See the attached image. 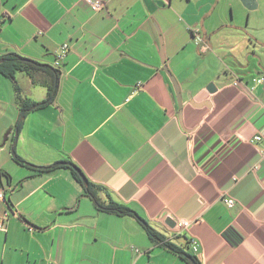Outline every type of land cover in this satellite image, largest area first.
Returning a JSON list of instances; mask_svg holds the SVG:
<instances>
[{
    "label": "crops",
    "instance_id": "obj_1",
    "mask_svg": "<svg viewBox=\"0 0 264 264\" xmlns=\"http://www.w3.org/2000/svg\"><path fill=\"white\" fill-rule=\"evenodd\" d=\"M103 1L0 0V57L60 66L49 102L44 69L0 73V264H192L145 223L198 264H264V0Z\"/></svg>",
    "mask_w": 264,
    "mask_h": 264
},
{
    "label": "trees",
    "instance_id": "obj_2",
    "mask_svg": "<svg viewBox=\"0 0 264 264\" xmlns=\"http://www.w3.org/2000/svg\"><path fill=\"white\" fill-rule=\"evenodd\" d=\"M0 58L3 59V62L0 63V73L13 80L15 79V74L17 71L23 70V71H27L28 73L32 74L33 71L44 69L43 71H45L46 74L49 75V77H51L50 86H49V99L51 100L55 99L57 92H58V84H59V79H60V70L58 67H52L48 64H44L38 61L28 59L24 57L22 54L16 53V52H10V53L4 54ZM15 90L17 93V102L19 106L21 107L22 110L28 111L32 107V105L35 104V102H32L31 100L25 98L22 95V89L20 85L17 83L15 84ZM21 126H22V121L17 123L18 128H21ZM15 160L19 163L34 166L30 163H27L24 160V158H22L19 155H15ZM64 166L70 168L73 175L76 177V179H78V181L82 183V179L76 170H74L72 167L68 165H64ZM46 168H50V167H42V169H46ZM2 175L3 173L0 174V178L2 177ZM8 178L11 179V176L8 175ZM84 187H85L86 193L90 194L95 199L96 204L99 207V209L107 210V211H114L120 214H135V215L137 214V212L132 210L130 207L124 204L118 203L116 201L111 200L108 204L101 202L96 194L95 186L92 182L89 181V185L87 187L86 186ZM145 225H146V231L148 235L153 240L157 242H162V243L165 241V237L158 230H156L152 225H150L149 223H145ZM164 244L168 246L173 252L177 253L180 257L184 258L187 262H190L189 258H194L196 262L199 263L197 260V257L187 253L184 248L172 242H169V241H166Z\"/></svg>",
    "mask_w": 264,
    "mask_h": 264
},
{
    "label": "built area",
    "instance_id": "obj_3",
    "mask_svg": "<svg viewBox=\"0 0 264 264\" xmlns=\"http://www.w3.org/2000/svg\"><path fill=\"white\" fill-rule=\"evenodd\" d=\"M92 8L94 10H101L105 7V2L103 0H90ZM189 29L192 30V32L196 35V37L198 38V40L200 42H204V39L200 36L199 32L197 30H195L194 28L189 26ZM68 45L64 44L63 46V51L59 54L58 59L59 58H63V56L66 54L67 50H68ZM204 48H208L207 43H204L203 49ZM55 67H60L59 66V61L57 60L55 62ZM239 78H236L234 80L235 84H238ZM255 82H262L264 81V76L261 75L259 77L254 78ZM262 137L260 135L256 136L255 139L260 140ZM5 188L4 187H0V200H6V196H5ZM226 203L228 204L229 207H233L236 203V200L232 197H227L225 198ZM10 215V212L7 210L3 213V215H0V230H6V226H5V220L8 219ZM190 225V221L189 220H184V219H180L176 221V225L175 228L178 231H183L184 229H188ZM166 241H164L163 243H165ZM191 248L193 250V252L195 254H199L200 251V242L198 241V239L193 238L191 239Z\"/></svg>",
    "mask_w": 264,
    "mask_h": 264
},
{
    "label": "water",
    "instance_id": "obj_4",
    "mask_svg": "<svg viewBox=\"0 0 264 264\" xmlns=\"http://www.w3.org/2000/svg\"><path fill=\"white\" fill-rule=\"evenodd\" d=\"M1 62H3V59L2 58H0V63ZM168 72H169V74H170V76H171V78H172V81H173V83H174V85H175V87H176V90H177V93L179 94V91H178V86H177V82L175 81V78L173 77V75H171V73H170V71L169 70H167ZM51 99H48L46 102H49ZM41 105V103H37V104H35V105H33L30 109L32 110V109H35L36 107H38V106H40ZM29 109V110H30ZM25 113H26V110H23L22 112H21V117H23L24 115H25ZM8 133H10V132H8ZM8 135V134H7ZM15 152H13V154H14ZM55 165H68V166H70V167H72L74 170H76L77 171V173L79 174V176L81 177V179H82V182H83V184H84V186H88L89 185V181H88V178H87V176L82 172V170L77 166V165H75L72 161H61V162H57ZM174 223V222H173ZM191 259V263L192 264H198L197 262H196V260L194 259V258H190Z\"/></svg>",
    "mask_w": 264,
    "mask_h": 264
}]
</instances>
